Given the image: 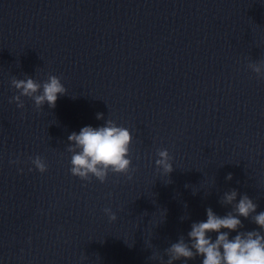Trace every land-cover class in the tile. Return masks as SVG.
I'll return each mask as SVG.
<instances>
[{
	"label": "clouds",
	"instance_id": "clouds-1",
	"mask_svg": "<svg viewBox=\"0 0 264 264\" xmlns=\"http://www.w3.org/2000/svg\"><path fill=\"white\" fill-rule=\"evenodd\" d=\"M249 68L264 77V62L250 63ZM11 85L19 94L13 96L9 102H15L20 109L25 107L22 97L31 98L39 110L45 104L49 108H55L58 96L67 94L61 79L55 75H49L42 83L27 75L24 79L13 77ZM97 119H103V114L97 113ZM68 141L70 143L67 151L72 153L70 172L73 176L84 181L95 177L101 183L105 182L109 172L132 178L130 175L132 161L129 158L132 134L129 129L107 120L103 126H84L79 133L72 132L68 136ZM157 156L158 159L155 160L157 169L169 175L174 169L168 150H158ZM31 163L40 173L47 171L46 162L40 156L33 158ZM231 179L232 174L229 173L226 180ZM220 203L231 206V211L220 216L211 207L207 208L205 221L193 222L187 237L181 235L165 249L166 264H174L177 261H184L187 264V261L197 257L202 258L201 264H264V211L257 213L258 205L253 199L247 194L238 193L236 189L224 192ZM103 211L110 220L117 219L110 208ZM241 217L251 218L260 231H241L244 227ZM184 219L186 218L181 217L182 221ZM231 232L237 234L230 238ZM212 233L216 234L215 239ZM156 258L153 256V259ZM159 259L163 264L164 258L161 256Z\"/></svg>",
	"mask_w": 264,
	"mask_h": 264
}]
</instances>
